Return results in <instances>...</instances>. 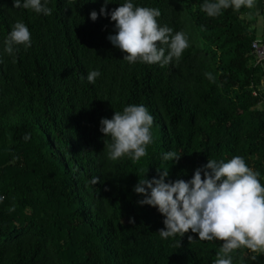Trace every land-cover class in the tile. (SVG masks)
<instances>
[{
    "label": "trees",
    "instance_id": "trees-1",
    "mask_svg": "<svg viewBox=\"0 0 264 264\" xmlns=\"http://www.w3.org/2000/svg\"><path fill=\"white\" fill-rule=\"evenodd\" d=\"M132 2L159 9L161 26L186 34L179 61L124 60L107 39L116 29L99 15L104 0H48L50 16L0 0V264H214L221 241L160 236L164 216L138 203L139 178L168 168L166 182L188 181L209 159L239 155L264 185V91L252 93L264 61L251 48L253 20L241 18L253 9L208 17L205 0ZM18 21L32 44L9 55L4 41ZM93 70L101 73L94 84ZM133 104L153 116V143L139 162L112 161L100 121ZM169 151L178 162L163 160ZM251 255L236 250L233 264H264Z\"/></svg>",
    "mask_w": 264,
    "mask_h": 264
},
{
    "label": "clouds",
    "instance_id": "clouds-1",
    "mask_svg": "<svg viewBox=\"0 0 264 264\" xmlns=\"http://www.w3.org/2000/svg\"><path fill=\"white\" fill-rule=\"evenodd\" d=\"M47 2L13 0V7L50 16L52 9L47 7ZM111 2L104 0L99 15H110L111 21L115 22L116 34L107 39L125 53L124 60L130 64L140 62L161 67L173 59L180 60L189 47L188 38L183 31L173 34L172 28L161 26L157 19L161 16L159 9L136 6L132 0H126L109 13L107 4ZM242 7L253 9L256 0H205L201 11L208 17H217L222 10L232 8L238 12ZM90 18L96 21L98 13L92 11ZM4 44V51L9 55L19 51L17 46L30 48V30L18 21ZM100 75L99 70L90 71L87 80L94 84ZM205 75L213 80L211 73ZM153 123L148 109L135 104L124 107L122 112L115 111L111 119L102 118L100 131L110 138V143L104 142L108 159L117 161L129 157L133 162H139L153 143ZM30 138V134H25L26 141ZM180 158L181 155L174 151L163 156L164 161L173 163ZM146 173L139 178L133 191L144 197L138 201L140 205L155 207L164 216L165 228L159 230L162 238L183 237L191 231L198 234L200 241H221L214 264H233L232 253L240 249L253 253L252 261L264 255V185L260 182V173L250 168L242 156H233L227 162L209 159L188 181L166 182L168 168H157L159 178L147 179ZM98 182V177L93 178V184ZM3 199L0 196V201ZM129 222L135 221L130 218ZM188 239L193 240L191 236Z\"/></svg>",
    "mask_w": 264,
    "mask_h": 264
},
{
    "label": "built area",
    "instance_id": "built-area-1",
    "mask_svg": "<svg viewBox=\"0 0 264 264\" xmlns=\"http://www.w3.org/2000/svg\"><path fill=\"white\" fill-rule=\"evenodd\" d=\"M251 48L253 51V54L255 56V62L260 63L264 61V41L262 40H254L251 43ZM259 91H264V83H262L258 88L253 89L252 93L254 95H258Z\"/></svg>",
    "mask_w": 264,
    "mask_h": 264
},
{
    "label": "rangeland",
    "instance_id": "rangeland-1",
    "mask_svg": "<svg viewBox=\"0 0 264 264\" xmlns=\"http://www.w3.org/2000/svg\"><path fill=\"white\" fill-rule=\"evenodd\" d=\"M262 2V7L261 10L262 12L259 14H255L256 15V19H254V31H255V36L259 39L264 41V0H259L258 3ZM255 12V8H253V11L251 12V14H253ZM1 149L3 150V147H1Z\"/></svg>",
    "mask_w": 264,
    "mask_h": 264
},
{
    "label": "crops",
    "instance_id": "crops-1",
    "mask_svg": "<svg viewBox=\"0 0 264 264\" xmlns=\"http://www.w3.org/2000/svg\"><path fill=\"white\" fill-rule=\"evenodd\" d=\"M260 1H261V0H260ZM258 2H259V0H256L255 12H254L252 15H249V14H242V15H241V18H242L245 22H247V21H249V20H254V19H256V15H255V14H259V13L262 12V10H261L262 2H261V3H258ZM251 27H252V28L254 27V21L251 23ZM256 39H258V38L256 37Z\"/></svg>",
    "mask_w": 264,
    "mask_h": 264
}]
</instances>
